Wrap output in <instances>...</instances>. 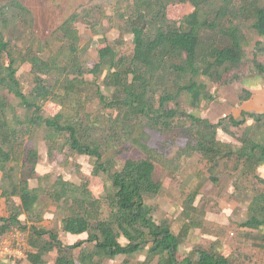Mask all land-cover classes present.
I'll return each mask as SVG.
<instances>
[{
  "label": "trees",
  "instance_id": "trees-1",
  "mask_svg": "<svg viewBox=\"0 0 264 264\" xmlns=\"http://www.w3.org/2000/svg\"><path fill=\"white\" fill-rule=\"evenodd\" d=\"M178 4H189L192 11L181 19H169V7ZM116 6L117 18L132 35L133 49L122 55L115 43H109L97 50L98 62L89 68L79 51L78 15L58 27L66 52L55 54L48 42L38 39L33 15L22 2L0 0V198L8 210L0 217V239L15 229L27 231V264H46L49 255L52 264H103L137 255L145 257L141 264H235L204 249L179 258L183 235H177L167 221L155 222L146 198L162 191L155 180L156 167L168 169L171 162L170 148L152 144L149 131L183 128L189 141L182 154H199L210 171L232 163L240 175L255 177L264 166V113L240 111V119L224 117L212 123L182 110L180 100L187 96L195 111L202 102L213 101L201 81L219 84L225 74L241 69L246 29L264 40V5L259 0H117ZM254 48L253 67L264 78V64L257 61L264 57V41ZM25 65L33 84L29 93L18 77ZM250 98L246 91L239 97L242 103ZM46 103L56 104L59 111L45 115ZM90 104L95 105L92 112ZM16 111L23 119L16 117ZM226 126H245L237 139L239 148L218 140V131L228 132ZM106 134L120 144H110ZM38 136L47 145L49 158L60 151L89 157L91 175L107 180L105 218L96 210L100 199L61 177L47 193L70 211L61 220V234L87 236L72 245L61 241L58 230L36 224L41 220L36 213L39 189H31L29 181L41 179L36 171L39 154L25 146L24 138L33 142ZM123 147L136 148L145 158L125 160L117 169L115 159ZM196 195H189L183 204L186 228L192 225ZM261 202L264 197L253 199L252 214L242 227L264 228ZM22 216L29 226L20 220Z\"/></svg>",
  "mask_w": 264,
  "mask_h": 264
},
{
  "label": "rangeland",
  "instance_id": "rangeland-1",
  "mask_svg": "<svg viewBox=\"0 0 264 264\" xmlns=\"http://www.w3.org/2000/svg\"><path fill=\"white\" fill-rule=\"evenodd\" d=\"M18 1L31 11L38 39L48 42L51 52L55 54L66 52L56 31L65 19L74 14L80 17L75 27L81 34L79 51L81 50L84 66L92 68L98 62L97 50L109 43H115L122 55H129L133 49L132 35L126 32L124 22L117 18V0ZM259 1L264 5V0ZM191 11L192 7L189 4L172 5L168 9V18L181 19ZM245 35L246 58L241 69L225 74L219 84L201 81L207 84V91L214 97L213 101L202 102L200 109L195 111L184 95L180 100L182 110L196 113L212 123L224 117L240 119V111L264 113V78H259L253 67L255 43L264 40L253 34L250 29H246ZM257 61L264 64V57H258ZM28 70L29 67L25 65L18 74L26 93L33 88ZM245 91L251 94V98L242 103L239 97L243 96ZM13 104L16 106L17 102L13 101ZM88 106L89 112L94 111L95 105ZM43 109L45 115H54L59 111V107L54 103H46ZM16 114V117L23 119L22 113L16 111ZM226 127L228 128L226 133L218 131V140L230 144L233 149L239 148L237 139L245 126ZM185 131L183 128L171 133L149 131L152 144L159 143L170 148L167 151L171 162L168 169L156 167L155 180L162 184V191L156 197L146 198V203L153 210L155 222L159 224L163 220L167 221L177 235H183L179 258L192 251L204 249L222 254L235 264H264V228L250 230L241 226L252 214L250 209L253 199L264 197V166L255 172V177L240 175L232 163H228L227 166L221 164L217 169L210 171L199 154L181 153L189 141ZM98 134L95 132V136H99ZM106 135L110 144H120L113 141L112 134ZM24 142L26 147L36 149L39 154L36 171L41 179L29 181L31 189H39L40 198L36 213L41 220L36 223L37 226L47 230H58L64 244L72 245L81 241L80 239L87 238L86 235L61 234V220L68 216L70 211L67 205L63 203L57 205L51 201L47 193L51 191L50 188L56 179L61 177L64 181L86 189L93 198L100 199V205L96 210H101V217L105 218L108 207L105 204L104 186L107 180L103 176L97 178L91 175L93 161L89 157L71 156L60 151L49 158L47 145L42 136H38L33 142L25 137ZM122 150L123 154L115 159L117 169H120L125 160L145 158V155L136 148L125 151L123 147ZM195 192L197 195L193 204L194 211L191 213L192 225L189 224L186 228V224L185 226L182 224L183 204L188 196ZM14 201L18 204L17 199ZM261 204L264 205V202ZM7 212L5 200L0 198V217H5ZM20 220L29 226L26 216H22ZM24 233L29 236L27 231ZM120 242L125 244L123 239ZM45 260L46 264H52L53 255L46 256ZM144 260V255H137L132 258L118 257L103 264H124L125 261H127L125 264H141Z\"/></svg>",
  "mask_w": 264,
  "mask_h": 264
},
{
  "label": "built area",
  "instance_id": "built-area-1",
  "mask_svg": "<svg viewBox=\"0 0 264 264\" xmlns=\"http://www.w3.org/2000/svg\"><path fill=\"white\" fill-rule=\"evenodd\" d=\"M27 235L21 230H12L0 239V264L26 262Z\"/></svg>",
  "mask_w": 264,
  "mask_h": 264
}]
</instances>
